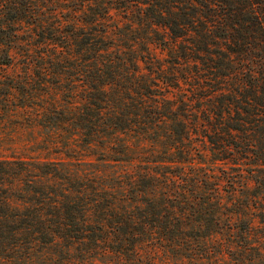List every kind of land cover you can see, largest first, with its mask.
<instances>
[{
  "label": "trees",
  "instance_id": "trees-1",
  "mask_svg": "<svg viewBox=\"0 0 264 264\" xmlns=\"http://www.w3.org/2000/svg\"><path fill=\"white\" fill-rule=\"evenodd\" d=\"M0 65L59 150L0 157V264H264V0H0Z\"/></svg>",
  "mask_w": 264,
  "mask_h": 264
},
{
  "label": "rangeland",
  "instance_id": "rangeland-1",
  "mask_svg": "<svg viewBox=\"0 0 264 264\" xmlns=\"http://www.w3.org/2000/svg\"><path fill=\"white\" fill-rule=\"evenodd\" d=\"M51 71L53 72V70ZM67 73L68 77L62 84L65 90L62 96V104L69 106V93L67 90L69 89V69ZM8 75L9 71L0 65L1 83H6ZM45 82L52 88L56 85L57 80L50 76L45 78ZM48 101L49 99H45L40 104H46ZM45 134L46 131L43 127L36 128L30 125V118L27 113L15 114L9 119L0 115V157H32L41 161L55 160L58 157L57 151L59 152V150L49 145V141L47 138L45 139Z\"/></svg>",
  "mask_w": 264,
  "mask_h": 264
}]
</instances>
